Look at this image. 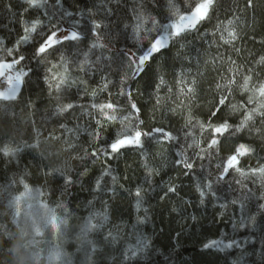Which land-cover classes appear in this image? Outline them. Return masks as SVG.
Segmentation results:
<instances>
[{"label": "trees", "instance_id": "16d2710c", "mask_svg": "<svg viewBox=\"0 0 264 264\" xmlns=\"http://www.w3.org/2000/svg\"><path fill=\"white\" fill-rule=\"evenodd\" d=\"M174 2L184 13L191 0ZM217 2L210 20L183 38L171 40L142 73L132 77L130 53L139 55L161 34L160 28L144 30L137 40L133 35L137 14L155 18L162 28L171 22L169 0H45L43 8L28 12L22 0H0L4 49L14 48L23 36L21 21L37 16L45 27L80 33L78 41L65 43L48 57L50 63L33 57L35 40L21 45L18 51L26 57V74L19 87L9 96L7 90L13 85L0 80V148L14 150L9 154L0 151V264H37L30 261L34 247L28 246V237L17 223L15 201L26 193L25 184L28 191H38L40 202L52 208L60 221H67L59 227L60 249L56 251L68 264H264V184L258 176H241L234 170L217 180L220 170L216 167L239 144L254 151L239 156L236 167L248 172L264 166V138L255 131L261 127L260 118L254 127L230 136L218 153L202 160L195 155L200 148L194 141L206 148L208 139V132L196 121L209 118L220 94L216 84L223 83L221 76L230 75V62L235 61L240 74H252L253 83L264 81V65L257 63L264 56V0H251V6L248 0ZM95 24L101 25L103 47L93 48ZM151 26L148 20L144 28ZM226 27L238 33L231 44L221 39L222 32L227 38ZM61 54L69 80L76 83L57 91L52 74L59 75L63 67L52 72L49 68L61 65ZM0 57L12 59L3 49ZM160 76L166 83L157 91ZM193 79L197 92L189 98L186 89ZM106 82L108 87L102 90ZM241 82L238 75L237 83ZM122 88L131 91L144 131L163 127L177 139L160 137L158 143L157 137L149 136L143 138L142 148L132 145L119 154L111 153L108 145L130 111L127 97L119 94ZM249 95L234 86L229 102L250 109L255 104H248ZM103 102L118 103L122 111L116 113L115 122L105 123L101 139L93 142L90 133L103 117L92 105ZM69 103L73 108L61 113L59 108ZM189 111L193 119L186 127ZM225 111L232 125L242 119V110ZM220 119L218 115L212 122ZM37 141L39 147H34ZM102 148H108L109 154L100 152ZM181 151L194 162L192 169L182 165ZM57 168L63 173H53ZM208 183L211 190L205 187ZM90 217L96 227L86 231ZM51 234L40 238L41 245Z\"/></svg>", "mask_w": 264, "mask_h": 264}, {"label": "snow or ice", "instance_id": "6c2138e0", "mask_svg": "<svg viewBox=\"0 0 264 264\" xmlns=\"http://www.w3.org/2000/svg\"><path fill=\"white\" fill-rule=\"evenodd\" d=\"M24 4L27 5V8L24 9V12H28L29 9L39 10L43 8L45 5V0H22ZM249 6H251V0H248ZM9 10L11 11V5H7ZM218 7L217 0H191L190 3H187L184 13H181L180 8L174 2V0H169V16L168 19L171 21L167 23L162 28L159 23L155 20V18L145 16L141 14H137L136 23L133 26V35L137 40H141V32L146 30L148 32L156 31L158 28L161 29V34L155 38L154 40L149 42V46L147 48H142L139 52V55L136 53H130L129 67L133 69L132 77L136 76L139 73H142L148 63L153 59V57L160 53L162 49L166 48L171 40L174 38H183L189 31L194 30L197 26L210 20L212 18V14L215 12ZM148 20H151L152 26L148 29L144 28V25L147 24ZM24 34L23 36L16 41L14 48H3V39H0V49H3L5 55L7 57H12L11 61L5 60L0 57V80L8 81L13 87L7 90V94L10 96L15 92V87H19L20 80L25 76V66L24 61L26 57L22 52H19L18 49L23 44H28L33 40L36 41L33 57L38 59L42 63H50L48 57L53 55L55 52L60 50V46H63L65 43H73L80 39V33L77 30H69V31H61L58 26L53 27L48 25L45 27L44 21L39 18V16L31 19V20H22ZM233 21H228V26H232ZM94 27L97 29V39L96 43L93 44V48L95 47H103L102 43L99 39V32L102 30L101 25L95 24ZM39 29V31H38ZM217 30L219 31V25L217 26ZM225 31L227 32V38L224 36L223 32L221 33V39L224 40L225 44H231L233 41L237 40L238 33L236 32L234 27H226ZM239 51V50H237ZM16 52V55L13 56V53ZM61 65L52 64V67L49 68V72H52L53 68L63 67V72L57 75L56 73L52 74V79L56 81L55 88L57 91L61 89L63 85L71 86L76 83L75 80H69L68 77V67L65 57L61 54L60 56ZM87 56L85 58V63H87ZM215 63V60H213ZM231 67L228 68L229 76H221V80L223 83H217L216 89L219 91V96L216 102L213 104V109L209 112V118L206 121H196V125L202 130L208 132V139L206 141L207 147H200L199 141H194V145L197 148H200V151L195 153L198 159H204L205 155L211 156L213 152L218 153L220 151V147L222 143H226L230 136L235 133H239L249 128L250 125L253 127L256 124L257 117L260 118L261 127L255 128L257 134H259L262 138H264V81L259 83H253V75L240 74V68L236 65L235 61H231ZM257 63L264 65V56L259 58ZM83 68V65H81ZM251 72V70H249ZM240 75L242 80L241 83H237V76ZM127 78V77H126ZM47 79V78H46ZM83 83V82H82ZM123 83V81H122ZM166 81L163 76L159 77V84L157 85V91L161 85H164ZM191 87L186 89V95L189 98H194L197 92V81L195 79L190 81ZM251 85V86H250ZM49 86L52 87L51 81L49 82ZM237 86L243 92H250L251 95L248 97V104H255L252 108L245 107L244 104H235L230 103L229 98L232 95L233 87ZM108 87V82L103 85L102 90H106ZM223 90V91H220ZM184 90L182 89V93ZM121 96H126L128 100V107L130 109L129 114L124 116L123 119L120 120L121 128L116 132L115 139L108 145V148L111 149V153L119 154L122 149L127 146L135 145L137 147H143V138L149 136H155L158 138V143L160 142V137L167 141H175L177 137L173 134L172 131H166L163 127H154L149 131H144L140 126L144 125V121L140 119L139 112L140 109L137 107L136 103L132 100V93L125 88H122L120 93ZM0 95H3L0 93ZM93 97L97 95L96 91L91 93ZM111 95V94H110ZM259 97V100H257ZM157 103H160V97L157 96ZM93 108L97 109L99 114L103 117V120H96L97 127L90 133L92 136L93 142L101 139L102 130L105 127V123L115 122L117 120L116 113L118 111H122L121 107L118 103L112 102H103V103H94L92 105ZM73 108L71 103L62 105L59 108V111L65 112L68 109ZM229 110L231 112H237L242 110V119L238 124L232 125L228 122L226 111ZM170 111L175 112L176 109L172 108ZM135 115L136 123H132L133 114ZM220 116L219 123H213V119L217 116ZM192 115L189 111L188 117L186 119V127L192 124ZM127 121L128 123H125ZM66 131H73L71 129H66ZM78 131V130H77ZM227 133L228 135H224ZM51 139L59 141L58 137H52ZM64 143L68 144L69 147H74L69 141H64ZM34 147H39V141ZM191 147V145H190ZM108 148H102L99 151L104 155H108ZM0 151H3L5 154H9L13 152V149L8 147L0 148ZM254 149L245 144H239L232 149V154L222 158L219 163H217L216 167L219 169V175L217 176V180L225 178L230 174L231 170L239 172L241 176H248L249 174L253 176H258L261 180L262 184H264V166H258L257 168H252L248 172L243 171L241 168L236 167L238 164V157L244 156L253 152ZM91 155L95 156L96 153L93 152ZM181 157V163L187 169H192L194 166V162L190 161L184 151L179 153ZM147 167V163L145 164ZM149 174H151L152 169L149 168ZM53 173H63L61 169H53ZM26 189V193L28 192V185H24ZM208 190H211L212 184L208 183L205 185ZM242 187H244L242 185ZM170 191H174V188H170ZM137 197H140L141 190L137 189L136 192ZM204 195V191H201V196ZM21 197L16 198L17 205V215H19V200ZM139 207V203L137 205ZM93 218L90 217L87 225L86 231L96 227L93 224ZM50 222L54 228L57 229V234H60L59 224L57 223V218L53 214L51 216ZM61 223L66 224L67 221H61Z\"/></svg>", "mask_w": 264, "mask_h": 264}, {"label": "rangeland", "instance_id": "374dc122", "mask_svg": "<svg viewBox=\"0 0 264 264\" xmlns=\"http://www.w3.org/2000/svg\"><path fill=\"white\" fill-rule=\"evenodd\" d=\"M19 215H17V223L23 233L28 237L27 244L34 251L29 254L32 263L40 264V257H44L43 264H68L64 259V255H60L56 250L60 249L57 240L60 239L57 229L50 222L51 216L54 214L57 218L59 227L61 221L52 208L47 207L40 202L37 190H30L27 194L20 196ZM63 221V220H62ZM60 229V228H59ZM52 231L50 240L46 244L41 245L40 238L45 239V235ZM45 246V247H40Z\"/></svg>", "mask_w": 264, "mask_h": 264}]
</instances>
